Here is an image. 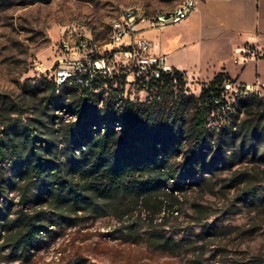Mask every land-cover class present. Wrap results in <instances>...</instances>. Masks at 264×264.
<instances>
[{"label":"trees","instance_id":"trees-1","mask_svg":"<svg viewBox=\"0 0 264 264\" xmlns=\"http://www.w3.org/2000/svg\"><path fill=\"white\" fill-rule=\"evenodd\" d=\"M226 81V74H217L195 97L186 94L181 74L163 75L146 90L151 100L141 103L125 97L124 74L98 75L88 86L74 80L58 86L55 74L42 78L30 90L43 94L36 117L21 127L11 119L0 136V161L10 159L17 169L15 184L7 176L11 168L0 178V249L9 251L4 261L31 253L53 233L52 218L70 226L81 218L121 219L140 206L153 225L156 212L181 204L187 181L264 154V96L239 99L226 111ZM17 107L13 102L11 109ZM215 115L227 125L211 130ZM11 188L17 189L16 204L5 199ZM253 194L251 187L244 193ZM141 220L124 228L127 237L141 236ZM150 229L152 246L168 250L175 243Z\"/></svg>","mask_w":264,"mask_h":264},{"label":"rangeland","instance_id":"rangeland-1","mask_svg":"<svg viewBox=\"0 0 264 264\" xmlns=\"http://www.w3.org/2000/svg\"><path fill=\"white\" fill-rule=\"evenodd\" d=\"M183 1L36 0L21 5L20 0H0V136L11 119L21 127L36 117L43 94L30 90L53 75L65 41L76 44L80 36H86L101 56L111 42L113 20L126 10L169 11ZM74 26V36L69 38L64 30L72 31ZM202 87L192 84L186 94L199 97ZM125 97L141 103L151 100L131 74ZM13 102L18 109H11ZM214 117L211 130L227 125L225 118ZM64 119L72 117L64 115ZM237 163L233 169L220 164L217 171H204L187 181V190L179 196L181 204L156 212L153 225L145 218L148 210L140 206L121 219L112 215L81 218L70 226L52 218L53 233L45 235L31 253L4 261L9 251L0 249V264H264V154ZM7 170L15 184L17 169L10 159L0 161V178ZM250 187L254 197L244 195ZM5 199L16 204L17 189H9ZM24 209L32 210V206ZM139 217L141 236L127 237L124 228ZM150 227L175 243L168 250L152 246Z\"/></svg>","mask_w":264,"mask_h":264},{"label":"crops","instance_id":"crops-1","mask_svg":"<svg viewBox=\"0 0 264 264\" xmlns=\"http://www.w3.org/2000/svg\"><path fill=\"white\" fill-rule=\"evenodd\" d=\"M167 11L156 7L150 13ZM136 29L151 41L153 54L166 55L170 66L187 72L191 85L223 73L264 87V55L244 62L239 53L254 46L264 54V0H198L195 12L178 25L158 31L142 22Z\"/></svg>","mask_w":264,"mask_h":264},{"label":"built area","instance_id":"built-area-1","mask_svg":"<svg viewBox=\"0 0 264 264\" xmlns=\"http://www.w3.org/2000/svg\"><path fill=\"white\" fill-rule=\"evenodd\" d=\"M198 0H185L182 4L167 12L151 14L144 8L126 10L120 18L112 22V39L106 45L104 53L99 56L92 39L80 36L76 44L70 41L63 43L62 55L56 60L53 70L58 86L69 81L88 86L96 76L113 78L118 74H131L134 83L145 91L150 85L160 80L163 75L179 73L185 80L184 89L191 86L187 72L174 69L168 64V57L164 54L152 53L153 45L148 39L139 36L136 29L138 24L147 22L153 30L162 31L178 25L192 15L197 8ZM72 31L64 30L69 38H73ZM239 53L246 62L249 59H260L263 53L254 46H247ZM239 61V59H238ZM254 95L264 96V87L260 84H242L231 80L223 84V98L226 101L225 110L231 111L233 105L242 98Z\"/></svg>","mask_w":264,"mask_h":264}]
</instances>
